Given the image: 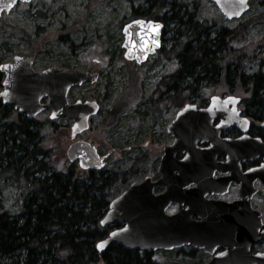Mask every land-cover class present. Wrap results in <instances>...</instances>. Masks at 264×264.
Returning a JSON list of instances; mask_svg holds the SVG:
<instances>
[{
	"label": "trees",
	"instance_id": "trees-1",
	"mask_svg": "<svg viewBox=\"0 0 264 264\" xmlns=\"http://www.w3.org/2000/svg\"><path fill=\"white\" fill-rule=\"evenodd\" d=\"M196 2L145 0L127 19L164 24L163 46L154 58L174 68L143 100L145 109L139 114L159 118L189 103L205 107V93L221 89L244 95V105L252 106L251 113L264 120V38H251L264 26V10L215 25L201 19ZM44 11L47 8L39 13ZM12 48L1 44L0 60ZM251 65L257 69L249 71ZM118 113L117 105L105 116L103 129L115 124ZM46 132L56 133L53 122L28 120L0 102V264H160L152 254L117 244L97 250L99 242L122 227L101 226L111 201L120 194L116 187L128 188L140 179L144 165L155 161L150 152L111 169L83 171L71 165L59 172L44 147ZM12 192L22 202L19 208L13 206ZM254 250L264 251V244Z\"/></svg>",
	"mask_w": 264,
	"mask_h": 264
},
{
	"label": "water",
	"instance_id": "water-1",
	"mask_svg": "<svg viewBox=\"0 0 264 264\" xmlns=\"http://www.w3.org/2000/svg\"><path fill=\"white\" fill-rule=\"evenodd\" d=\"M33 1L0 0V17L19 4ZM211 1L228 21L241 19L251 2ZM163 31L164 24L153 20L136 19L126 24L123 27L125 59L137 66L145 64L161 49ZM0 72L5 75L0 92L5 105L13 106L28 120L47 111H51L49 119L53 122L70 120L73 140L89 129L90 120L100 111L95 101L74 104L68 101L72 88L94 84L98 75L55 68L35 72L33 62L21 56L15 57L13 63L0 65ZM44 99L46 103L42 104ZM240 102L235 96H213L206 108L187 104L177 113L167 128L174 141L163 149L159 179L154 181L148 176L110 203L101 226L121 224L122 227L97 244L99 252L114 244L146 254L191 246L212 257L206 264H264V252H253L257 244L264 243V221L262 213L252 205L257 181L264 194V160L246 174L240 170L242 162L264 158V143L247 135L237 140L221 138V133L232 126L247 131L249 121L238 110ZM217 120L219 124L214 126ZM66 155L71 164L78 163L85 171H100L105 167L106 158L85 141L71 144ZM220 156H226L222 163L218 161ZM217 173L223 177L216 179ZM233 183L239 187V200L228 203L207 199L210 195L224 196ZM158 187L164 191L157 194ZM175 203L178 210L169 215L168 210Z\"/></svg>",
	"mask_w": 264,
	"mask_h": 264
},
{
	"label": "rangeland",
	"instance_id": "rangeland-1",
	"mask_svg": "<svg viewBox=\"0 0 264 264\" xmlns=\"http://www.w3.org/2000/svg\"><path fill=\"white\" fill-rule=\"evenodd\" d=\"M145 0H35L28 4L17 5L10 13L0 17V45L6 43L13 47L7 52L0 65L14 62L17 56L27 57L33 62V70L41 72L50 68L79 70L99 76L94 84H86L71 90L68 100L71 103L97 102L102 114L94 117L90 130L71 139L70 120L54 122L56 133L46 132L44 147L50 151L54 168L63 172L72 164L67 158L69 146L77 141H85L106 157L104 169H111L115 164L128 165L131 158L140 153L150 152L153 160L149 161L140 172L142 182L147 176L156 180L158 165L165 146L173 142L167 128L176 116L175 111H166L159 118L144 117L138 110L145 109L143 100L155 88L162 76L174 70L170 62L161 58H151L145 65L137 66L128 62L125 49L123 27L127 24L132 10ZM200 16L210 24L221 25L226 21L211 0H197ZM248 14L264 10V0H252ZM41 8L47 11L40 14ZM247 16V15H246ZM41 29L47 36L39 34ZM64 38L58 39V35ZM253 40L264 38V26L251 34ZM156 57V56H155ZM257 69L251 65L249 71ZM3 87H0V92ZM233 95L244 99V95L231 94L217 89L205 93L207 102L213 96ZM118 105L119 113L114 125L103 129L107 113ZM100 111V112H101ZM50 112L37 116L34 120L41 123L49 120ZM79 170L78 163H75ZM122 194L127 188L120 187ZM157 189L156 193L162 192ZM13 206L19 208L21 200L16 198ZM119 194V195H120ZM118 195V196H119ZM7 207V206H6ZM8 208V207H7ZM255 208L264 214V195L255 198ZM170 210L169 213H174ZM192 247H185L174 252H157L154 261L160 264H206L210 256L201 250H195L193 257L189 253Z\"/></svg>",
	"mask_w": 264,
	"mask_h": 264
},
{
	"label": "flooded vegetation",
	"instance_id": "flooded-vegetation-1",
	"mask_svg": "<svg viewBox=\"0 0 264 264\" xmlns=\"http://www.w3.org/2000/svg\"><path fill=\"white\" fill-rule=\"evenodd\" d=\"M250 5H251V3H250ZM231 22H233V21H231ZM0 76H1V79H2V85L1 86L3 87V81L5 79V75H3L0 72ZM98 80H99V78H98ZM0 102L4 106L10 107V109H12L13 111H17L13 106L5 105L2 102V100H0ZM45 103H46V99H44L42 101V104H45ZM69 103L73 104L71 102H69ZM207 106H208V103L203 108H206ZM252 109H253V107L252 106L250 107V105L245 106L244 102H243V99H241V102L239 104L238 110L241 112V116L247 118L248 121H249V124L247 126V131L246 132H242L238 127L232 126L229 129H227L226 131L221 133V138H228V139H231V140H237V139H240L243 136L247 135V136L251 137L252 139H259V140H261L264 143V120H258V118H256L251 113ZM43 113H45V112H43ZM50 113H51V111H50ZM22 116H24V115H22ZM218 124H219V120L215 121L214 126H216ZM206 146L207 145H201V147H206ZM179 158H182V157H179ZM225 160H226V156H220L218 158V161L221 162V163L224 162ZM263 160H264V158L261 156V157H259L257 159L247 160L245 162H242L240 164V170H241L242 174H246L247 172L258 168L263 163ZM221 177H223V175H220L219 173H217L215 175L216 179L217 178H221ZM254 187H255L256 193H255V195L252 198V204H253L254 209L257 210V208H255V198L257 196H259V195H263V193H262V187L260 186L258 181L255 183ZM207 199L208 200H223V201H226L228 203H232V202L237 201V200L240 199V197H239V187L235 186V184H232L230 186L228 192L223 197H219V196H216V195H210V196L207 197ZM177 209H178L177 204H174V205H172L170 210H173V211L175 210L174 213H176ZM174 213H172V214H174ZM262 219L264 220V214L263 213H262Z\"/></svg>",
	"mask_w": 264,
	"mask_h": 264
},
{
	"label": "snow or ice",
	"instance_id": "snow-or-ice-1",
	"mask_svg": "<svg viewBox=\"0 0 264 264\" xmlns=\"http://www.w3.org/2000/svg\"><path fill=\"white\" fill-rule=\"evenodd\" d=\"M241 2H243V0H241ZM138 24H143L144 22L143 21H137ZM156 28H159V25H156L155 26ZM5 68H7V66H4ZM231 99V98H230ZM102 247V245H101Z\"/></svg>",
	"mask_w": 264,
	"mask_h": 264
},
{
	"label": "bare ground",
	"instance_id": "bare-ground-1",
	"mask_svg": "<svg viewBox=\"0 0 264 264\" xmlns=\"http://www.w3.org/2000/svg\"><path fill=\"white\" fill-rule=\"evenodd\" d=\"M132 159V158H131Z\"/></svg>",
	"mask_w": 264,
	"mask_h": 264
}]
</instances>
